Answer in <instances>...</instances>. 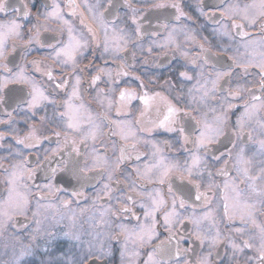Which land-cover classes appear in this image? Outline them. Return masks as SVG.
<instances>
[{
	"label": "snow or ice",
	"instance_id": "1",
	"mask_svg": "<svg viewBox=\"0 0 264 264\" xmlns=\"http://www.w3.org/2000/svg\"><path fill=\"white\" fill-rule=\"evenodd\" d=\"M125 3L133 13L137 11L130 0ZM9 7L7 0H0V13ZM95 7L104 6L97 0ZM116 7L115 0H109L105 11L96 13L87 2H46L44 11L37 10L35 16L60 26L52 37L55 43L42 38L39 23L25 30L15 18L0 21V72L4 73L0 76V107H11L6 90L10 85H20L23 96L17 104H26L33 116L34 110L45 109L39 122L53 125L58 143L51 156L60 153L63 157L58 168L50 173L45 169L48 182L42 185L32 181L43 162L32 168L28 157L11 164L7 157L0 159V235L21 225L27 228L29 221L36 224L27 243L17 241L20 251L10 264H28L25 257L41 248L44 255L50 256V245L58 236L81 252L67 264H106L105 258L113 255L115 245L119 246L121 264H137L144 248H151L144 264H213L212 250L222 245L231 249V264H264V0H222L212 6L208 18L215 19L219 14L220 19L215 22L223 31L217 34L226 37L227 42L217 52L199 45V53L189 60L191 74H179L186 81H195L186 93L181 88L169 98L160 92L149 95L147 91L122 88L117 94L114 85L118 82L109 72L105 88L89 100L82 91V78L77 75V71L87 70V66L80 68L79 64L84 50L90 45L102 47V55L113 61L120 60L121 53L127 51L125 29L106 19V13ZM152 7L175 9L176 21L191 19L177 2L156 3ZM65 8L69 17L79 19V35L75 19L65 18ZM198 10L201 15H208L202 8ZM13 11L30 15L26 4L23 10ZM132 23L137 24L135 16ZM162 27L166 29L167 23ZM134 32L140 35L138 24ZM33 44L53 51L52 60L62 79L57 81L51 70L42 74L54 84L55 96L46 95L43 87L27 74L26 65H37V61L14 62L12 54L18 48L26 53ZM206 66L211 70L206 72ZM69 68L71 71L64 75ZM104 72V68L97 70L91 77L92 86ZM121 74L128 75L117 73ZM138 87L145 89L144 82ZM133 99L142 105L138 114L129 111ZM49 107L51 118L47 116ZM153 110L155 118L149 115ZM6 114L12 115L7 111ZM35 131L36 126L30 125L28 134L17 137L16 143L30 147ZM160 131L170 138H151ZM61 143L64 147L70 145L71 151L65 154ZM221 144L224 151L210 147ZM21 156L16 152L15 157ZM44 159L51 157L46 154ZM58 172L67 174L66 184L74 182L79 186L71 190L77 203L81 197L89 199L84 196L83 187L90 181L99 177L104 183L91 199L93 211L87 220L77 223L73 212L69 226H58L57 220L52 226L54 231H48L39 219L42 209L52 207L45 201L67 191V187L54 182ZM116 192L120 195H114ZM73 199L62 200L60 207L70 208ZM87 211L82 208L80 215ZM178 225L184 228L183 234ZM161 227L167 236L157 244ZM86 236L91 238L85 239ZM186 240L189 246L181 249V242ZM192 241H198L201 249L206 246L207 254H197ZM182 253L195 259H185ZM44 264L59 262L49 260Z\"/></svg>",
	"mask_w": 264,
	"mask_h": 264
},
{
	"label": "flooded vegetation",
	"instance_id": "2",
	"mask_svg": "<svg viewBox=\"0 0 264 264\" xmlns=\"http://www.w3.org/2000/svg\"><path fill=\"white\" fill-rule=\"evenodd\" d=\"M7 2L10 4V7L6 12L0 13V21L15 18L23 25L25 30L31 27L32 24L39 23L41 25L42 38L50 43H55L52 37L58 32L60 26L56 23L37 20L35 16L37 10L41 12L44 11L45 3H50V0H7ZM58 2L64 5L67 0H58ZM77 2H87L90 6H93L96 13L104 12L109 6V0H99V3L104 6L102 8L95 7L97 0H77ZM115 2L117 3V7L106 13V19L109 22L114 21L116 27L125 29L126 38L129 41L127 51L121 53L122 58L120 60L113 61L110 56L102 55V47L95 48L90 45L89 48L84 50V55L80 59L79 64L80 68H85L87 66V70L83 73L77 71V75H80L82 78V91L86 99L90 100L96 95L99 89L105 88L109 79L107 75L109 72L112 78L118 82L114 85L117 94L122 88L147 91L149 95L160 92L161 95L168 96L169 98L175 97L178 94V90L181 88L186 93L187 89L191 87L195 81H186L181 78L179 74L181 71H189L191 74L192 65L189 63V60L199 53V45L203 44L206 49L211 48L212 52H217L218 47L227 42L226 37L217 34L223 31L220 25L215 22L220 19L219 14L217 13L215 19L208 18L213 11L212 6L221 3L222 0H130L131 7L137 9L135 13H133L131 8L125 3V0H115ZM173 2L179 3L182 10L188 17H191V19L181 18L180 21H176L175 9H157L152 7V5L156 3L171 4ZM25 4L28 5L30 10L29 16H24L22 11L20 14L13 11L15 8L23 10ZM200 8L208 15H201V12L198 10ZM68 11L69 10L65 8V18L75 19L77 35H79L82 31L79 25V19L69 17ZM134 16L141 29L140 35H135L134 32L137 27V24L132 23ZM165 23L168 25L166 29L162 27ZM45 28L48 29V31H45ZM174 28L176 29L175 32H173ZM187 36H194L195 39L188 40L186 39ZM66 38L65 35V39ZM161 45H164V47H160ZM149 48H152L151 53L148 52ZM182 53H186V55H182ZM12 55L14 56V62L17 64H23L25 60L37 61V65L30 63L26 65L27 74L43 87L46 95L55 96L57 94V90H54V84L48 81L47 76L42 74L45 70H51L57 81L62 79L60 69L52 60L53 51L51 48L47 46L40 47L39 45L33 44L26 53L24 50L18 48L17 52ZM133 55L135 59H133ZM36 68H39V71H36ZM100 68H104L105 72L101 74V79L97 81L96 86H92L91 77L96 75L97 70ZM210 70L211 67L206 66L205 71L207 72ZM68 71H71V69H65L64 75H67ZM123 72H127L128 75H117V73ZM2 75H4V73L0 72V76ZM137 76L140 77V80L136 79ZM71 79L74 80V77ZM141 81L144 82L145 89H139L138 86ZM20 88V85H10L9 89L6 91L8 97L11 98L9 100L11 107H8L6 110L4 107H0V121L8 122L7 124H0V133L3 134V139H0V159L7 157L8 164H11L16 163L22 157H28V164L32 168H37V165L43 162L40 168L37 169V175L34 181H32L34 185H42L48 182L45 169L50 173L51 169L58 168L63 157L60 153H57L55 157L51 156L52 150L58 147V143L57 138L53 134V125L48 123L41 124L39 122L40 117L45 115V109L40 108L34 110L36 115L33 116L32 112L27 109L26 104H17V101L23 96ZM68 90H71L70 86ZM60 95H63V93H60ZM141 107L140 101L138 99H133L129 105V111L138 114ZM6 111L12 113L11 117L6 114ZM149 115L151 118H155L154 110ZM47 116L49 118L52 116L51 107L47 109ZM232 121L233 123L235 122V116H232ZM33 124L36 126V131L34 138L29 140L31 146L25 148L24 145L17 144V137H25L29 132V126ZM151 138L154 140H163L164 138H170V136L160 131L153 133ZM59 146L63 148L65 154L71 151L70 145L64 147L61 143ZM210 147L213 149L220 148L221 151H224L223 144ZM228 147H230V145H228ZM143 150L144 149L141 148V151ZM16 152H20L22 156L15 157ZM46 154L50 156L51 159L45 161L44 157ZM180 155L185 156L186 154L181 153ZM13 157H15V159H13ZM8 164H6V167ZM2 177L3 173L0 172V179H2ZM67 180V174L61 172L57 173V179L54 182L59 187H67V191L57 194V197L52 198L50 201H45V204L51 203L52 207L41 210L39 219L43 221L42 227L48 231H54L52 226L56 224L57 220L60 222L58 226H69L71 224L69 217L73 212L76 213L77 223L87 220V217L90 216L93 211L90 208L91 199L95 196L99 187L104 183V180L99 179V177L90 181L83 187L84 196L89 199L85 201V199L81 197L77 203L76 200L71 197V190L73 187L78 188L79 186L75 185L74 182L72 184H66ZM114 195L118 196L120 193L116 192ZM65 199H73L70 208L65 209L60 207L61 201ZM82 208L88 209L84 216L80 215V210ZM136 210L139 212L138 208ZM45 217H47V219H45ZM61 217H63V219H61ZM19 219L23 220L22 217ZM35 227V222L29 221L27 222V228L21 225L16 229H9L8 233L4 235H0V264H10L14 254H18L20 251V244L17 243V241L27 243L29 234ZM84 227L87 228V224H85ZM177 227L181 234H183L184 228L179 225ZM188 228L190 229L191 225H188ZM158 231L161 235H159V238L155 241L157 244L167 236V233L162 227L159 228ZM90 238L91 237H85V239ZM192 244L197 254H207L209 251L206 246L201 249L198 241H192ZM13 245H15V247H13ZM41 245H43V241H41ZM188 246L189 241L186 240L181 242V249L187 248ZM114 249L113 255L105 258L106 264H121L119 246L115 245ZM50 250V256L44 255L41 248V250L35 251L33 255L25 257V260L28 261V264H44V262L49 260L59 262V264H67L68 261L81 254L79 248H74L72 243L62 240L59 236L52 241ZM150 250L151 248L141 249V255L137 264H144V261L147 259V252ZM212 252L213 264H231V249L226 245H222L218 249H213ZM217 252L219 255H217ZM182 255L185 259H195L191 254L182 253ZM181 264H183L182 261Z\"/></svg>",
	"mask_w": 264,
	"mask_h": 264
}]
</instances>
